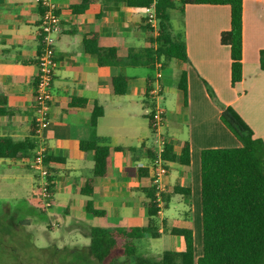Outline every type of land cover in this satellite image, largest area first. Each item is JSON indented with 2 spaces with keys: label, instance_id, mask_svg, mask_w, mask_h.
<instances>
[{
  "label": "crops",
  "instance_id": "0c3cea01",
  "mask_svg": "<svg viewBox=\"0 0 264 264\" xmlns=\"http://www.w3.org/2000/svg\"><path fill=\"white\" fill-rule=\"evenodd\" d=\"M146 1L51 0L58 17L52 34L55 69L49 125L40 134L54 185L51 207L46 209L51 213H46L39 209L35 195L39 178L30 165L40 139L35 135L34 96L43 10L37 0H0V139L35 146L23 151L21 159H0V187L7 188L6 194L12 196L6 200L8 205H25L31 212L46 214L56 221L63 219L72 227L73 222H82L77 229L82 225L110 229L145 226L147 200L143 190L152 185L151 168L161 141L171 146L173 154L172 161H163L165 188L188 189L190 194L170 195L169 202L173 197L177 199L180 218L168 222L159 215V233H163V221L166 229L189 228L194 234L187 219L194 191L197 189L200 194L201 151L240 146L221 123V110L207 91L221 105L232 107L254 138L264 143V68L260 66L264 52V0L242 1V77L234 87L230 83L229 48L220 44V34L230 26L228 6L186 5L180 16L188 62L154 57L149 63L147 50H156V45L149 42ZM82 5L84 10L76 11ZM176 11L177 7L170 9L168 17ZM92 35L99 48L114 49L120 61L99 65L97 56L85 51L84 38ZM157 35L151 30L152 37ZM143 69H153L155 73L150 75ZM183 74L185 104L179 87ZM117 76L127 78L125 95L112 92L111 78ZM148 79L153 80L151 90L159 89V98L147 94ZM79 100L85 102L84 106L73 104ZM95 107L102 109V115L92 128L90 120ZM152 108L162 111L154 132L148 121ZM80 141L110 148L111 176L95 179L91 197L80 193L93 176L92 153L81 152ZM185 142L189 146L187 167L179 163ZM150 153L154 154L153 159ZM171 166L175 168L173 175ZM16 189H23L24 194L18 197ZM87 200L106 215L87 217ZM169 202L163 204L164 210ZM76 215L81 217L77 219ZM176 244L183 248V243Z\"/></svg>",
  "mask_w": 264,
  "mask_h": 264
},
{
  "label": "trees",
  "instance_id": "16d2710c",
  "mask_svg": "<svg viewBox=\"0 0 264 264\" xmlns=\"http://www.w3.org/2000/svg\"><path fill=\"white\" fill-rule=\"evenodd\" d=\"M242 1L243 0H155V14L158 21V35L151 36L149 25V42L156 45V50L148 49L149 63L154 57L177 59L188 62L184 35L174 40L168 32L167 15L170 9L177 7L183 14L184 7L192 4L225 5L230 9L229 29L220 34V44L229 48L230 53V83L231 86L241 81L242 77ZM151 0L145 5L150 6ZM84 5L76 11H83ZM146 22V20H145ZM85 51L95 54L99 65L106 62L120 61L114 49H102L97 46L95 36L84 38ZM260 66L264 68V52H261ZM127 78L117 76L111 78L112 92L115 95H125ZM153 80H147V94L152 89ZM179 87L186 103V82L181 76ZM211 100L221 110L220 121L237 139L240 146L236 148L205 149L200 153V212L202 248L201 255L194 258L193 234L189 228L166 229L162 221V232L182 239L183 248L179 251L166 250L159 257L142 254L137 242L144 238L158 239L159 216L156 201V188L151 185L143 192L146 196L147 222L145 226L128 228H100L82 225L81 232L88 240L84 251L66 250L69 253L60 254L50 246L39 250V257L30 254L34 247L33 236L26 232L30 220L15 215H0V264H33L35 256L38 264H264V143L254 138L252 130L230 106L221 105L214 94L208 90ZM73 104L84 106L83 100L73 101ZM102 109L95 107L90 125L95 127ZM149 127L154 132L156 113L151 109L148 115ZM34 144L0 139V159H21L23 151L32 150ZM79 150L92 153L93 176L88 179L80 193L91 197L96 178L111 176L110 148L97 145L93 141H80ZM123 151V148H114ZM150 159L154 154H149ZM163 161H172L171 146L164 143L161 155ZM47 157L44 166L47 168ZM179 163L189 166V146L184 143L179 156ZM48 198L52 201L54 185L51 176L47 178ZM172 194H190L188 189L175 187L170 191L165 188L161 193L163 204L169 202ZM87 217H104L106 213L94 209L92 202L85 203ZM41 215H44L41 213Z\"/></svg>",
  "mask_w": 264,
  "mask_h": 264
},
{
  "label": "rangeland",
  "instance_id": "374dc122",
  "mask_svg": "<svg viewBox=\"0 0 264 264\" xmlns=\"http://www.w3.org/2000/svg\"><path fill=\"white\" fill-rule=\"evenodd\" d=\"M168 32L174 40H178L181 37L183 31V25L181 23V16L178 11L174 14L169 15L168 21ZM158 29V26H157ZM164 59V58H163ZM161 63H164V60ZM144 72L150 75H154L153 69H143ZM162 105V104H161ZM163 106V105H162ZM171 175L174 174L175 168L171 166ZM9 192L7 188L0 187V215L13 216L15 215V220L17 217L24 219H29L31 225L26 227V232L33 236L34 247L29 250L30 254H34L39 257V250L44 248H49L50 246L57 249V256L62 254L69 253L66 250H81L84 251L88 244L87 238L82 235L81 229H77V225L81 226L82 222H79L77 225L73 222L70 225V222L63 219H58L57 221L53 218L48 217V215H39V213L31 212V209L22 204H16L13 206L8 205L7 201L11 199L12 196L6 194ZM36 192V191H35ZM15 193L18 197H21L24 194L23 189H16ZM191 212L188 213V223L194 229L193 234V247H194V258H198L201 255L202 248V233H201V216H200V194L198 195L197 189L194 191L193 196L191 197ZM7 200V201H6ZM177 199L172 198L168 204L167 209L164 210V207L161 209V215L163 218H167L168 222H172L173 219H179V206H177ZM7 202V203H6ZM39 205L41 203L39 202ZM164 206V205H163ZM42 207L39 206V209ZM30 209V210H29ZM46 213H51V211L45 210ZM163 213V214H162ZM160 215V216H161ZM77 216V215H76ZM165 216V217H164ZM81 216L78 215L77 219ZM76 229L78 232H76ZM170 228L168 227V230ZM77 234V235H76ZM162 236L158 239L144 238L137 242L140 252L146 256L159 257L163 251L166 250H178L182 249L177 248V244L182 245V239L179 237L169 236L167 232H163ZM174 239V240H173ZM35 256L34 263L38 264L39 258Z\"/></svg>",
  "mask_w": 264,
  "mask_h": 264
},
{
  "label": "built area",
  "instance_id": "2783aa9c",
  "mask_svg": "<svg viewBox=\"0 0 264 264\" xmlns=\"http://www.w3.org/2000/svg\"><path fill=\"white\" fill-rule=\"evenodd\" d=\"M37 3L43 10L38 33L40 41V51L37 58V74L34 96L35 135L39 139L41 132L49 125L48 108L52 98L51 85L55 69L52 34L58 26V17L55 13V6L51 2V0H37ZM144 14L146 23L149 25L151 30L157 34L158 21L155 14V0L152 1L150 6L144 8ZM156 68L158 69V73L156 75L157 78H159V70H161V65L159 64V62L156 63ZM149 94L153 99H157L159 98V89L153 88V90H151ZM155 113V127H157L160 124L162 111L157 109ZM158 144L159 149L156 152V157L153 160L151 168V183L156 188V201L159 208L158 214L161 215L163 202L161 201L160 195L165 191L163 178L166 174V170L161 158L164 143L160 141L158 142ZM44 158L45 147L43 146L40 138L39 142L37 143V148L35 150L34 156L31 159L30 165L39 178V183L35 188V195L38 197V200L41 203V209L46 210L51 207V202L48 198L49 183L47 178L49 177V172L43 164Z\"/></svg>",
  "mask_w": 264,
  "mask_h": 264
}]
</instances>
